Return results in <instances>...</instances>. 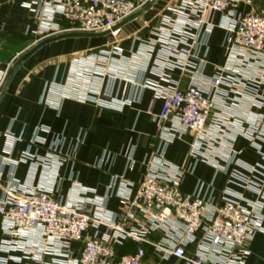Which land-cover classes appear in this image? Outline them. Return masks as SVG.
Here are the masks:
<instances>
[{
    "label": "built area",
    "instance_id": "2783aa9c",
    "mask_svg": "<svg viewBox=\"0 0 264 264\" xmlns=\"http://www.w3.org/2000/svg\"><path fill=\"white\" fill-rule=\"evenodd\" d=\"M152 1L28 0L25 7L38 28L27 36L36 46L66 33H105ZM169 13L131 57L116 43L99 60L75 67L73 76L72 95L103 109L122 111L140 104L146 91L153 93V102H163L159 115L151 113L157 135L148 171L137 182L112 177L104 196L76 187L63 202L57 172L75 160L78 141L67 145L61 135L48 141L49 128L36 127L21 160L35 163L55 183L34 187L9 175L0 197V231L6 237L1 252L7 255L1 264H146L144 245L163 259L174 257L184 264H243L248 244L264 234V0H180ZM215 30L224 33L222 65L209 61ZM155 58L156 79H150L146 69ZM11 68L0 72V90ZM174 72L188 79L186 89L173 80ZM186 137L191 138L192 159L212 166L216 176H228L232 186H241L257 201L246 202L227 189L216 204L214 180L183 193L184 172L165 156ZM239 138L261 164L239 158ZM19 141L7 138L3 160L12 166L18 163L9 157ZM40 148L48 149L47 157L39 156ZM2 176L0 172V180ZM113 198L119 201L118 214L107 208ZM153 235L161 240L151 243ZM128 243L135 251L120 255ZM192 246L196 251L189 255Z\"/></svg>",
    "mask_w": 264,
    "mask_h": 264
},
{
    "label": "crops",
    "instance_id": "0c3cea01",
    "mask_svg": "<svg viewBox=\"0 0 264 264\" xmlns=\"http://www.w3.org/2000/svg\"><path fill=\"white\" fill-rule=\"evenodd\" d=\"M27 2L28 0H0V72L9 65L13 67L34 47L33 38L27 36V33L35 31L38 26L34 14L25 7ZM179 2L180 0L167 5L168 0H159L144 16L119 30L121 34L96 39H67L49 44L19 69L0 104V172L3 174L0 180V197L11 173L17 181L26 185L32 184L34 187L55 183L54 176L50 177L52 180L48 179L47 174L37 168L35 163L21 160L24 152L29 149L33 132L38 126L49 128L51 135L46 137L48 141L58 135L65 138L67 145L78 141L75 160L65 162L57 172V183L59 181L60 186L58 198L63 202L76 187L96 190L98 195L104 196L112 177H124L128 182H137L148 171L151 166L148 160L157 135V124L153 121L151 113L159 115L163 102H153L151 91L145 92L140 104L122 111L103 109L92 102L78 101L72 95L75 93L74 70L88 61L99 60V56L104 52L110 53L116 43L123 49L126 57H131L132 53L141 47V43L150 38L152 30L160 26L162 18L170 15L169 8ZM159 13L160 16L157 17ZM142 18L143 24L137 28L136 23ZM214 22H218V17L214 18ZM61 28L66 30L68 26L62 23ZM133 36H138V40L134 41ZM223 39L224 33L215 30L209 57L211 65L224 63ZM112 56L109 63L115 62ZM156 59H153L146 69V76L150 79H156ZM207 73L212 74L211 66ZM171 76L180 89H186L188 79L185 76L180 72H174ZM9 135L20 138L9 157L18 163L16 166L3 160L7 158L5 150ZM190 142L191 138L186 137L182 142L174 143L168 148L165 156L168 163L184 172L181 184L183 193L192 194L199 184L207 186L214 180L213 199L216 204L221 201L227 189L243 196L246 202L257 201L254 194L241 186H232L228 176H216L212 166L192 159L189 156ZM38 150L41 158L47 157V148ZM235 150L243 162L251 165L262 163L260 156L242 138L237 140ZM51 171L49 174L53 175L54 171ZM107 208L110 212L118 214V199H111ZM200 236L199 233L197 237ZM4 239L6 237L0 231V264L1 260L7 257L1 252V242ZM160 240L159 235H153L149 239L151 243H158ZM144 249L146 264H184L174 257L163 259L151 245H144ZM247 250L248 255L243 264H264V234H257L248 244ZM134 251L135 246L128 243L119 253L126 255ZM195 251L192 246L188 254L194 255Z\"/></svg>",
    "mask_w": 264,
    "mask_h": 264
},
{
    "label": "water",
    "instance_id": "95a60500",
    "mask_svg": "<svg viewBox=\"0 0 264 264\" xmlns=\"http://www.w3.org/2000/svg\"><path fill=\"white\" fill-rule=\"evenodd\" d=\"M159 0H153L147 7H145L144 9H142L141 11H139L138 13H136L135 15L129 17L127 20H125L124 22H122L121 24H119L118 26H116L115 28H113L111 31L105 32V33H101V34H87V33H66V34H62L53 38H48L46 40H43L42 42H40L39 44H37L36 46H34L29 52H27L26 54H24L12 67L11 72L7 78V81L4 85V88L0 94V104L3 101L10 85L11 82L13 81V78L15 77L16 73L19 71V69L34 55L36 54L40 49H42L43 47L52 44V43H56L62 40H67V39H77V38H84V39H96V38H105L110 36L111 34H115L116 32H118L119 30H121L122 28H124L125 26H127L128 24L134 22L135 20L141 18L142 16H144L147 12H149L158 2Z\"/></svg>",
    "mask_w": 264,
    "mask_h": 264
},
{
    "label": "rangeland",
    "instance_id": "374dc122",
    "mask_svg": "<svg viewBox=\"0 0 264 264\" xmlns=\"http://www.w3.org/2000/svg\"><path fill=\"white\" fill-rule=\"evenodd\" d=\"M178 0H168V4L167 5H172V4H175L176 2H177ZM158 3V2H157ZM154 8V7H153ZM152 8V9H153ZM158 16H160V13L157 15V17ZM143 20H144V18H142V19H140L139 21H137V25H136V27L138 28L139 26H141L142 24H143ZM154 21V20H153ZM156 21V20H155ZM129 28H131L132 29V27H129ZM128 28V29H129ZM125 30H127V29H125ZM133 32H135L136 30H132ZM138 33V32H137ZM115 34H121V31H118V32H116Z\"/></svg>",
    "mask_w": 264,
    "mask_h": 264
}]
</instances>
